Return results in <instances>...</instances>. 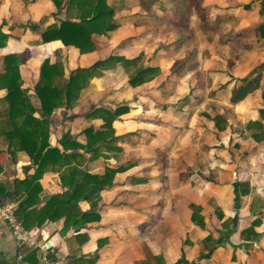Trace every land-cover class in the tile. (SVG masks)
<instances>
[{
	"label": "crops",
	"instance_id": "obj_1",
	"mask_svg": "<svg viewBox=\"0 0 264 264\" xmlns=\"http://www.w3.org/2000/svg\"><path fill=\"white\" fill-rule=\"evenodd\" d=\"M68 1L64 0L62 8H58L54 0H0V29L9 36L6 43L0 47V75L6 73L5 57L10 54L17 55L23 88L28 90V95L36 107H40V100L35 88L40 79L41 66L45 60L49 59L54 63L60 57L65 64L66 77L69 78L79 68L100 66L111 55L134 59L132 57H136L134 56L136 54L135 50L138 52L137 54H140L145 49L143 48V38L138 37L137 42H135L137 27L142 28L143 24H147L150 29L154 28L153 23L156 17L154 12L151 11V14L148 11L145 15L138 12L139 21L144 23L136 24L133 22L135 25L130 26L127 23L125 26V22L132 20L120 19L126 17L120 15H124L128 11L127 0L124 3L122 0H108L110 5L119 1L121 7L117 10L115 18L120 26L108 36L95 35V42L98 45L96 51L82 53L76 46H66L61 40L44 42L43 32L50 25L60 24L63 20L69 18L73 21H79L81 10L78 7L77 9L74 6L70 7ZM139 5L143 7L142 1L139 2ZM256 16H260L259 8L256 10ZM257 20L256 24L258 25L264 21L262 19ZM244 21L246 20L241 22ZM126 28H129V34H124ZM245 28H247L246 25L240 30ZM242 44L244 47V43ZM232 45V51L235 53L238 46L234 44V47H232ZM249 47H252L251 44H249ZM249 47L247 50L250 49ZM234 48L236 49L234 50ZM239 48H241L240 45ZM250 52L264 55V50L260 52L250 50ZM153 53L155 54L154 62L156 61L157 64L152 66H161L163 59L156 58L155 50ZM262 56L261 58L264 59V56ZM260 62V60H257L256 64L258 65ZM262 62L264 63V61ZM129 64L132 65L133 62ZM116 66L108 69L109 72L113 71ZM104 72L109 73L106 70ZM106 74L93 78L90 83L91 85L97 84V88L91 87L82 92L78 102L72 107L63 106L54 111L50 132V143L53 147L59 146L63 149L61 144L65 141H77L81 144H87L86 130L101 128L104 122L103 119L88 118L87 114L92 112L93 107L107 103L106 99L101 101L104 95L99 90L100 84L107 79ZM222 74L223 82H230L231 88L234 87L236 79L242 78H237L234 73H232L233 75L227 72ZM116 83L113 82L115 85H120L118 81ZM261 86L264 87V80ZM7 93L8 90L1 86L0 128L6 124L2 112L8 106L5 101ZM137 99L141 102L143 96ZM138 100L137 102H139ZM200 100L202 101L201 96H189L186 105L179 106L178 104L173 115L177 116V121H179L168 125L166 122H160L161 120L166 121L165 118L152 119L158 112L169 113L167 106H163V109H157L156 112H158L153 116H144L143 108L138 109L139 103H135L134 100L128 101L127 104L130 105L132 113L129 114V111L114 122L116 135L121 137L118 144L124 149L121 154L126 156L128 153H134L130 150L134 147L126 148L125 139L129 140L130 137L133 141H136L134 140L135 137H138L143 131H152V137H156L153 135L157 134L155 131L159 125H167L171 133L167 139H159L160 142L158 143L151 140V144L145 150L150 153L153 150L167 151L173 147L174 141H176L174 150L182 153L179 158L185 153L184 151L189 142H192L195 152L200 151L201 146L204 145V141L199 142L202 137L198 140L196 137L191 139L189 136H186V139H180L187 135L189 130L192 131L193 120L198 114V108L201 106L199 105L201 104ZM120 104L108 103L111 107ZM194 106L197 108L196 112L191 110V107ZM36 116L40 117L39 113H36ZM144 117H147V120H144ZM185 121L189 123L187 126H183ZM182 127L187 128H184L183 131ZM215 131L217 130L214 129L213 131L212 129L209 133L212 137L210 141L213 140ZM194 134H197L196 131H194ZM178 139H180V142H177ZM9 147L10 140L5 137L1 128L0 182L8 187V193L2 197V200L15 203L18 211L19 200L15 197L14 182L17 179H27L35 173L36 169L33 167L32 159L26 152L20 151L16 155H12ZM72 151L85 152V149L73 148ZM195 152H191L192 158L195 159H191L190 163L199 168L198 164H202V162L196 157ZM118 155L113 157L117 158ZM151 155H148L150 159H148L146 168H144L139 157L133 159L138 161V165L124 173L117 174L113 181L114 185L101 191V197L96 206L93 201L89 200L79 202L82 212L91 213L92 217L94 214H99L100 218H91L79 227L71 226L68 229H65L64 219L47 220L41 227L34 226L30 230L38 232L40 240L47 241V245L51 247L46 255V261L44 260L45 255L39 249L20 244L1 221L0 248L11 251V249L19 246L18 260L21 263L28 264H32L27 258L32 253L36 254L39 260L38 264H52L56 261H63L67 264H182L199 261L202 264H256V256H251L245 250L249 244L255 243L241 238L242 230L245 229L246 224L250 223L245 219L253 210L251 204L253 196L244 197L241 195L240 191L237 190V182H235L237 180L233 176L226 182L219 180V175L216 176L217 178L214 181H208L198 174L192 175L189 179L187 175L182 173L186 171L187 165L181 159L179 160L177 174H173L171 170L168 171L167 167L163 169V172H160L155 168V164H150V161L154 160ZM91 156L92 153H86V161L82 168L93 174L104 173L106 159L103 156L101 158H92ZM120 164H123V162ZM210 165L215 169L217 168L216 165L221 166V164ZM61 174V171L48 170L39 179L43 188L40 193L42 200L36 207L41 208L53 196L63 195L68 191V188L62 182ZM191 204L204 207L205 214L206 212L208 214L205 221L208 222L211 221V216L215 213L214 207H221L225 213L223 221L233 218V222L237 226V231L234 232L231 241L229 238L226 239L225 242L227 243L219 244L217 249L209 256L200 257L203 247H201L199 239L204 238L206 231L193 222ZM245 222L246 224H244ZM207 227L214 230L211 224H207ZM229 233V230H227L224 235H229ZM188 238H190V241H188ZM259 245L264 246V241L260 242ZM252 251L250 250V252ZM234 255L237 261L233 260ZM260 264H264V262L262 261Z\"/></svg>",
	"mask_w": 264,
	"mask_h": 264
},
{
	"label": "rangeland",
	"instance_id": "obj_2",
	"mask_svg": "<svg viewBox=\"0 0 264 264\" xmlns=\"http://www.w3.org/2000/svg\"><path fill=\"white\" fill-rule=\"evenodd\" d=\"M141 1L127 0L128 11L126 14L120 15L126 17H121L120 19L132 20L125 22V26L127 23L130 26L135 25V23H144L139 21L140 17L138 12H142L145 15L148 10L139 5ZM248 4L251 5V8L244 12L242 6ZM260 4L261 0H161V3L157 7H153L152 12L156 16L155 22L153 23L154 28L150 29L147 24H143V29L138 26L136 30L135 42H137L136 39L138 37L143 38V48L145 49H139L142 50L140 54H137L138 52L136 50L135 55L132 53V55L136 56L132 57L134 59L136 58L132 65L120 62L116 64V68L111 72L108 69H103L104 74H106L104 72L105 70L109 73L106 74L107 79L105 82L100 84L99 90L104 95L101 101L106 99L107 103L97 105V107L95 106L91 109L92 111L102 106L111 108V105H108V103L115 102L121 103L122 105L134 100L135 103H139L138 109L143 108L144 116H153L158 112H156L157 109H163V106H167V109L172 113L163 114L162 112H158L152 119L157 117L165 118L166 121L161 120L160 122H166L167 125L178 123L177 116L175 117L173 115L176 112L175 109L178 104L179 106L187 104V98H189L191 90L196 87L194 95L202 97L201 104H199L201 106L198 108V114L193 120L192 131L189 130L187 135H184L180 139H186V136H189L191 139L196 137L198 140L202 137L199 142L201 143V140L204 141V145L201 146L200 151L195 152L192 142H189L184 151L185 153L179 158V155L182 153L181 151L174 150L176 141H174L175 143L171 147L172 150H153L151 153L145 150L151 144V140L158 143L160 142L159 139H167L171 133L167 125H159L155 131L157 134L153 135L156 137H152V131H143L142 133L144 134L141 133L138 137H135L134 140L136 141H133L130 137L128 138L129 140L125 139L124 143L127 144L126 148L130 149L134 147V149H130L134 153H128L126 156L120 153L117 158L113 157L115 156L114 153H108L109 158H105L108 162L105 161V164L118 165L121 162L125 163L130 159L139 157L144 168H146L148 159H150L148 155L152 154L153 157L151 155V158L154 160L150 161V164H155V168L160 170V172H163V169L167 167L168 171L171 170L173 174H177L179 160L181 159L187 165L186 171L182 173L187 175L189 179L192 175L195 176V174H198L208 181H214L217 178L216 176L219 175V180H223L224 182L228 181L232 176L237 180L235 182H248L251 187V193L247 196H253L251 202L253 210H251V214L245 219L250 221V223H244L246 227L242 230L243 233L241 232V238L242 240H250L252 243H255L249 244L245 250L251 256H256V264H260L262 261L264 262V246L259 245L260 242L264 241V139L255 140L252 131L247 129V124L252 119L260 118L259 111L261 108H264V99L262 97L264 87L261 86L264 80V73L260 87L239 103H233L231 101L232 89L234 87L231 88L230 85H228V88L223 87L229 82H223L222 73H234V76H237V78H244L248 72L254 69L257 70L264 64L262 62L264 59L261 58L262 55L260 53L250 52V50L259 52L264 50V39H262V42L259 41L261 31L258 28L259 25L256 24L257 19L264 20V17L256 16V10L260 8ZM113 5L119 7V1L114 2ZM182 8H185L184 11L188 13L189 17L182 10L181 12L179 11ZM229 9L232 12L235 10L238 15H233L229 18L227 27L222 26L213 30L206 25L208 16L214 18L217 13L226 14ZM198 10L202 11V13H198ZM152 12L150 13L152 14ZM243 20L246 21L241 22ZM174 21H180L181 25L179 29L183 31L185 30V22L188 21L189 24L191 23L192 33L194 34L192 44L189 40H179V36L174 28L176 26ZM244 25L250 28V31L248 36L245 39L243 38L239 43L235 40L236 38H233L230 31L234 30V32H238L237 30L243 28ZM124 30L126 32L124 34L130 33L129 28ZM245 42L248 46L251 44L252 47H249V50L245 47ZM242 43H244V47ZM234 44H238V50L234 48V50L236 49L235 53L231 48V45L234 47ZM239 45L241 48H239ZM192 46L196 48L198 53L196 57L199 59L197 66H188L185 70L175 74L173 69L181 65L184 57H186L187 51ZM154 50L157 52L156 58L159 59L160 57L163 59L162 65L159 66L160 70L152 72L150 74L152 78L139 87L130 85V79L137 74L140 68L151 65L155 66L157 64L156 61L154 62ZM257 60L261 61L258 65L256 64ZM258 71H261V69L259 68ZM114 81L115 83L118 81L120 85L113 84ZM97 86V84L91 85L89 83L82 89V92L87 91L91 87L97 88ZM132 92L135 94H132ZM136 92L138 93L136 94ZM140 96H143V101L141 102L137 99ZM191 110L196 112V106L191 107ZM131 113L132 111L129 112V114ZM205 113H208L211 118L204 115ZM144 118V120H147V117ZM217 121L225 129L221 130ZM187 124L189 123L185 121L183 126H187ZM211 124L213 125L212 128ZM212 129L213 131L214 129L217 131L214 132V138L210 141L212 137L209 133ZM194 131L197 134H194ZM180 139L177 142H180ZM191 152H195L196 157L202 162V164H198L199 168L191 165V159H195L192 158ZM103 153H106V151H103ZM210 164H221V166L216 165L217 168L215 169ZM214 208L215 213L212 214L210 222L205 221L208 214L207 212L205 214L204 207L202 208L200 206L198 208V219L204 220L205 223L204 230L206 233L204 234V238L213 235L219 240L218 244H226V239L229 238L231 241V237L237 231V226L234 224L233 218H228L223 221L225 213L221 207L215 206ZM257 217L263 218V225L257 228L263 232V236L259 241L255 240V238L248 237L246 230L248 228L250 229L252 226L251 223ZM193 222L199 225L196 221ZM207 224H211L214 230L209 229ZM227 230L230 232L229 235H224ZM204 238L199 239V241H203ZM188 239L190 241V238ZM201 245L204 249V244ZM250 250L254 252H250ZM205 252L206 255L203 256H209L208 251ZM203 256L200 255V257Z\"/></svg>",
	"mask_w": 264,
	"mask_h": 264
},
{
	"label": "trees",
	"instance_id": "obj_3",
	"mask_svg": "<svg viewBox=\"0 0 264 264\" xmlns=\"http://www.w3.org/2000/svg\"><path fill=\"white\" fill-rule=\"evenodd\" d=\"M58 8H62L64 0H54ZM126 0H122L124 3ZM143 7L148 11H153L154 6H158L161 0H142ZM149 3V4H148ZM70 7L74 6L81 10L79 21L67 19L60 24H52L43 32L44 42L61 40L66 46H76L82 53H91L98 49L95 42V35L108 36L111 32L119 28V23L115 18L119 7L110 5L108 0H69ZM243 11L250 10L251 5L242 6ZM188 16L185 8L180 9ZM198 13L202 11L198 10ZM259 14L264 17V0H261ZM238 15L235 12L227 11L226 14H218L211 18L208 16L206 25L215 30L222 26L227 27L229 18ZM175 31L179 36V40H189L192 44L194 34L192 33L191 23L185 22V30H180V21H174ZM260 39H264V21L259 24ZM250 28L242 29L238 32L230 31L233 38L237 42H241L243 38L248 36ZM9 36L0 29V47L3 46ZM235 41V42H236ZM238 45V44H237ZM245 47L248 44L245 42ZM157 53V52H156ZM197 50L192 46L186 53L180 66L175 67L173 71L178 74L185 70L188 66H197L199 59ZM135 59H128L125 56L111 55L105 59L100 66L91 68H79L69 78L66 77L65 64L59 57L52 63L49 59L41 66L40 79L36 85V94L40 100V107L34 106L28 90L23 88L22 75L19 67V58L15 54L5 57L6 73L0 75V87L3 86L8 90L5 101L8 103L7 108L3 110L5 117V125L2 128L5 137L10 140L9 151L12 155L18 152H26L32 159L33 167L36 171L25 180H15V197L19 200V209L17 211L18 219L22 222L26 229L32 230L34 226L41 227L47 220L64 219L65 229L71 226L79 227L91 218H100L99 214L82 212L79 202L81 200H89L95 203L100 199L101 191L114 185V178L119 173H124L138 165L137 160L130 159L126 163L119 165L105 164V170L102 174L90 173L87 169H83L86 161V153H92V158H109L108 153H123L124 149L118 143L120 136L116 135L114 122L120 117L128 113L131 109L129 104H120L116 107L102 106L92 110L87 114L88 118H101L103 124L100 129L89 128L86 130L87 144L79 142L65 141L62 145L53 147L50 143V132L52 117L54 111L59 107H72L78 102L85 88L93 78L103 76V69L115 67L117 63L124 62L129 64ZM261 71H258V69ZM257 70L254 69L244 78L236 79L237 84L232 89L231 101L239 103L246 99L251 93L255 92L261 85L264 64ZM160 70V67L147 66L140 68L137 74L130 79L129 84L137 87L147 80L151 79L152 72ZM234 78L232 77V80ZM230 82L223 87L228 88ZM194 87L189 96L193 97ZM264 99V93L262 95ZM201 102V100H200ZM260 118L252 119L247 124V129L252 131L255 140L264 139V108L260 109ZM39 113L40 117L36 116ZM207 117L211 118L208 113ZM221 130L225 129L217 121ZM0 128V129H1ZM74 145V146H73ZM73 148L85 149V152L72 151ZM106 151V153H103ZM48 170L61 171L62 182L68 191L63 195L53 196L41 208L36 205L41 203L40 193L42 186L39 182L45 172ZM237 190L241 195L247 196L251 193V187L248 182L236 183ZM8 193V187L0 182V199ZM193 209L192 220L196 221L201 228L205 229L204 220L198 219V208L195 204H191ZM253 209V208H252ZM93 214V213H92ZM222 216V215H221ZM263 225V218L257 217L253 220L250 229H246L248 237L255 238L259 241L263 236V232L257 228ZM245 231V230H244ZM243 233V232H242ZM204 244L201 256L212 254L218 247L219 240L213 235H209L200 241ZM28 260L32 264H38V258L35 253L30 254ZM236 260V256H233ZM182 264H202L199 262L182 263Z\"/></svg>",
	"mask_w": 264,
	"mask_h": 264
},
{
	"label": "built area",
	"instance_id": "obj_4",
	"mask_svg": "<svg viewBox=\"0 0 264 264\" xmlns=\"http://www.w3.org/2000/svg\"><path fill=\"white\" fill-rule=\"evenodd\" d=\"M0 221L5 224L12 232L15 239L22 245L39 249L43 253L44 260L49 253L51 247L47 245V241L40 240L36 231L27 230L17 216V205L13 202H4L0 199ZM52 264H67L63 261H56Z\"/></svg>",
	"mask_w": 264,
	"mask_h": 264
},
{
	"label": "water",
	"instance_id": "obj_5",
	"mask_svg": "<svg viewBox=\"0 0 264 264\" xmlns=\"http://www.w3.org/2000/svg\"><path fill=\"white\" fill-rule=\"evenodd\" d=\"M19 255V246L11 249L9 251L6 248H0V264H28V263H21L18 260Z\"/></svg>",
	"mask_w": 264,
	"mask_h": 264
}]
</instances>
